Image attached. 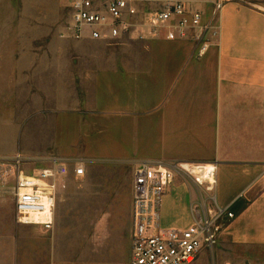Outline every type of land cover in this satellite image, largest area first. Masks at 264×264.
Segmentation results:
<instances>
[{
    "label": "crops",
    "instance_id": "obj_1",
    "mask_svg": "<svg viewBox=\"0 0 264 264\" xmlns=\"http://www.w3.org/2000/svg\"><path fill=\"white\" fill-rule=\"evenodd\" d=\"M219 32L218 43L204 55L197 53L193 41L154 38L141 26L130 38L91 43L104 53H60L47 60L52 64L43 60L38 65L14 59L10 74L0 72V98L8 102L0 107V161L20 156L25 163L45 158L54 159L53 164L84 166L76 158L83 152L92 165L107 161L127 166L132 177L131 251L122 264L132 260L135 168L142 164L174 168L180 162L212 166L214 193L176 175L161 209L162 225L186 230L193 220L192 207L198 204L229 209L234 219H225L214 249L220 261L213 264H250L245 257L222 256L231 248L245 254L264 247V10L227 2ZM128 42L137 43L142 52H109L110 47L127 48ZM2 63L0 56V71ZM58 67L60 71L55 70ZM59 85L76 101L71 109L75 140L36 155L9 146L22 119L54 107L51 96ZM99 106L108 111L99 112ZM60 223L55 211V226L48 234L18 222L0 226V264H116L110 256L102 261L69 258L59 243Z\"/></svg>",
    "mask_w": 264,
    "mask_h": 264
},
{
    "label": "rangeland",
    "instance_id": "obj_2",
    "mask_svg": "<svg viewBox=\"0 0 264 264\" xmlns=\"http://www.w3.org/2000/svg\"><path fill=\"white\" fill-rule=\"evenodd\" d=\"M167 1L187 2L192 8L204 12L207 21L210 20L217 1H238L264 10V0H133L139 11L135 19L138 26L141 27L146 18L160 11ZM71 4L72 0H0V56L3 61L0 72L10 74V65L14 59H21L24 65H28L29 61L30 64L38 65L42 64L43 60H53V57L60 53L82 56L106 52L96 47V44H91L98 43V40H77L70 36ZM130 37L125 36L122 39ZM86 42L90 44L82 46ZM128 43L127 48V45L110 47L109 52H142L137 43ZM47 63L52 64L48 61ZM86 64L85 69L89 68ZM55 70L60 71V68ZM58 71L55 75L59 78L61 74ZM57 89L56 93L50 95L54 107L44 110V113L31 114L22 119L18 134L16 132L17 138L14 143L10 142L9 146L22 148L25 153L36 155L55 150L72 138V141L75 140L76 117L71 110L76 105L75 98L66 94L64 87L62 91L60 85ZM6 103L8 102L4 97L0 98L1 108ZM106 108L99 106L98 111L105 113ZM52 118L56 120L55 123ZM2 151L0 146V153ZM83 154L79 152L78 155L81 156L76 158L85 163L86 175L80 179L73 177L56 205V218H59L63 227L59 243L71 259L95 258L102 261L110 256L116 264H122L128 261L131 251V171L127 166L115 162L102 161L99 165H92L91 159L84 158ZM53 160L41 158L36 163L23 162L22 170L32 173L52 166ZM75 166H68L71 177ZM15 182V175L6 179L0 177V226L10 227L18 222L13 195ZM34 227H38L45 234L49 233L40 226ZM217 245L218 243L212 248H204L197 261L202 260L210 264L219 262L220 257L214 254ZM233 251L231 248L222 258L245 257L250 264H264V247L250 248L245 254Z\"/></svg>",
    "mask_w": 264,
    "mask_h": 264
},
{
    "label": "built area",
    "instance_id": "obj_3",
    "mask_svg": "<svg viewBox=\"0 0 264 264\" xmlns=\"http://www.w3.org/2000/svg\"><path fill=\"white\" fill-rule=\"evenodd\" d=\"M224 5L217 1L207 21L204 12L187 2L167 1L141 26L154 38L193 41L197 53L204 55L219 41V21ZM138 15L133 0H72L70 36L77 40H119L137 30L139 24L135 19ZM23 162L20 156L7 162L0 161L1 178L15 175L13 195L17 221L52 231L56 205L68 187L70 169L65 164L55 163L30 173L22 170ZM177 174L191 179L208 193L215 192V168L212 166L186 162L177 163L174 168L149 164L137 166L133 183L131 264H193L204 248H212L218 243L225 219H234L229 209H209L206 204H198L192 207L193 220L186 230L164 227L161 209ZM85 175L83 165L74 167V178Z\"/></svg>",
    "mask_w": 264,
    "mask_h": 264
}]
</instances>
